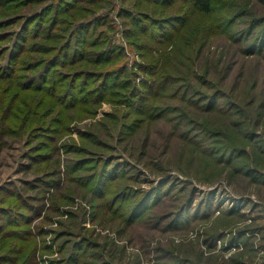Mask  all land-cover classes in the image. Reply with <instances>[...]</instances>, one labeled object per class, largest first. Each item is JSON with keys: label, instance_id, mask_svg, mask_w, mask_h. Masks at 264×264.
I'll return each mask as SVG.
<instances>
[{"label": "rangeland", "instance_id": "obj_1", "mask_svg": "<svg viewBox=\"0 0 264 264\" xmlns=\"http://www.w3.org/2000/svg\"><path fill=\"white\" fill-rule=\"evenodd\" d=\"M212 6L0 0V264H264V0Z\"/></svg>", "mask_w": 264, "mask_h": 264}, {"label": "trees", "instance_id": "obj_2", "mask_svg": "<svg viewBox=\"0 0 264 264\" xmlns=\"http://www.w3.org/2000/svg\"><path fill=\"white\" fill-rule=\"evenodd\" d=\"M157 1V0H156ZM165 1V0H164ZM212 3H213V0H194V4H195V6L201 11V12H203V13H209V14H211L212 13ZM57 20H54V22H56ZM139 25H140V28L141 29H145L146 27H148L149 26V23L147 24V23H139ZM147 25V26H146ZM246 35H252V34H254L253 36H255V40L253 41V42H251V44H253V43H255L251 48H250V50L251 51H253V53H255V52H258L259 50H260V52L262 51V50H264V18H252L251 20H250V22H249V24H248V27L246 28ZM252 36V37H253ZM21 44H20V47L22 46V41L20 42ZM249 46H250V44H249ZM22 49L20 50V52H19V54L20 55H18V59H20V57L22 56V55H24V54H26V52H27V47L26 46H22L21 47ZM14 57V56H13ZM12 57V58H13ZM13 60H16V57L15 58H13ZM114 83H115V81H114ZM83 98H80V99H77L78 100V102H80L81 100H82ZM77 102V103H78ZM99 188V187H98ZM155 198L157 199V195L155 196ZM155 199V200H156ZM153 204H155V203H153ZM151 204H149V206H150ZM148 206V207H149ZM214 207H215V205H214ZM216 207H217V205H216ZM209 210L210 212L213 210V205H212V203H210V205L209 206H206V210ZM194 212H195V209L193 210ZM181 212H182V215H184V217H185V215H188V213H190V212H188V210L186 209V208H184V210H183V207L181 208ZM193 212V213H194ZM181 222H185L183 219H182V221ZM180 225V222H176V226L175 227H181V226H179Z\"/></svg>", "mask_w": 264, "mask_h": 264}]
</instances>
